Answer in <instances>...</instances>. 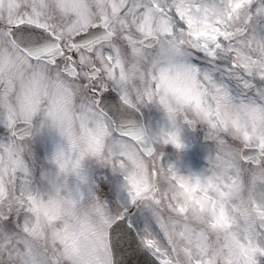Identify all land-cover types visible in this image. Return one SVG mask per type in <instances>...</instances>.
Segmentation results:
<instances>
[{
  "label": "snow or ice",
  "instance_id": "1",
  "mask_svg": "<svg viewBox=\"0 0 264 264\" xmlns=\"http://www.w3.org/2000/svg\"><path fill=\"white\" fill-rule=\"evenodd\" d=\"M9 168L0 264H264V0H28L0 21Z\"/></svg>",
  "mask_w": 264,
  "mask_h": 264
},
{
  "label": "rangeland",
  "instance_id": "2",
  "mask_svg": "<svg viewBox=\"0 0 264 264\" xmlns=\"http://www.w3.org/2000/svg\"><path fill=\"white\" fill-rule=\"evenodd\" d=\"M28 0H0V21H6L18 15L21 6L27 3ZM19 85V82H17ZM11 169L7 170V174L4 169H0V184H10ZM17 206V205H14ZM9 207V201L0 197V209H7ZM24 221L28 224L29 228L34 227V232L30 231L28 239L31 240L34 246L41 249L46 248L48 253L53 251L59 253L62 249V242H55V237L52 234L53 226L47 219L41 214L36 216L35 214L24 217ZM0 259H3L0 256ZM61 260L63 258L61 257Z\"/></svg>",
  "mask_w": 264,
  "mask_h": 264
},
{
  "label": "water",
  "instance_id": "3",
  "mask_svg": "<svg viewBox=\"0 0 264 264\" xmlns=\"http://www.w3.org/2000/svg\"><path fill=\"white\" fill-rule=\"evenodd\" d=\"M52 255V254H51Z\"/></svg>",
  "mask_w": 264,
  "mask_h": 264
}]
</instances>
